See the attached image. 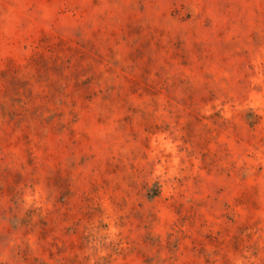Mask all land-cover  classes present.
Instances as JSON below:
<instances>
[{
    "label": "rangeland",
    "instance_id": "obj_1",
    "mask_svg": "<svg viewBox=\"0 0 264 264\" xmlns=\"http://www.w3.org/2000/svg\"><path fill=\"white\" fill-rule=\"evenodd\" d=\"M0 264H264V0H0Z\"/></svg>",
    "mask_w": 264,
    "mask_h": 264
}]
</instances>
